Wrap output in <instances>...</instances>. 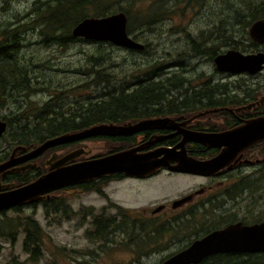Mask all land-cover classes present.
Instances as JSON below:
<instances>
[{
  "label": "flooded vegetation",
  "instance_id": "af4514ba",
  "mask_svg": "<svg viewBox=\"0 0 264 264\" xmlns=\"http://www.w3.org/2000/svg\"><path fill=\"white\" fill-rule=\"evenodd\" d=\"M192 1L196 2L198 10L201 9L202 11L208 7L206 1ZM220 5L221 0L213 1L215 13H217L216 8L220 7ZM245 7L248 8L250 13L249 8L255 7L256 9L260 7V2L259 0L258 2L248 1ZM200 16L203 17L202 22L210 28V33H201L198 40L191 38L190 42L177 41L171 47L169 55L179 58L185 63H180V65L176 62H171L168 65L164 64L163 67L168 76L183 75L184 71L193 70L196 66L186 64V60L198 57L197 65H201L207 60L213 64V73L215 74L255 78L264 71L263 68L257 74H250L249 72L237 74L219 70L215 61L218 55L229 50H238L244 54L264 52V43L255 41L249 31L248 36H240L241 39H233L232 35L226 37L222 33V23L215 24L210 20L209 16ZM235 21L238 24L243 23L242 19H236ZM230 33L238 34L236 30H231ZM214 35L220 36L221 43L226 44L232 40L237 42L234 48L224 50L225 45H217L216 42L211 43ZM143 44L145 48L138 51L147 49L148 45ZM213 76L208 75L197 87H186L185 85L189 81L183 75L186 82H179V86L183 88V92L187 89L190 93L188 95H180L178 94L179 92H174L171 95L160 97L119 96L109 98L106 102V109H108L107 113L113 115V120L107 117L104 122L106 124L134 125L140 121L155 118H169L172 123L169 122L158 128H148L133 133L107 134L103 138L104 148L107 149V153L104 155L139 146L143 148L138 153H149L159 148H180L179 144L190 131H225L239 127L247 120L264 115V93L262 96H258L261 82L255 83L256 86L252 87V82H249L247 78L241 79V81L236 79V81H240L238 83L234 80L220 83L218 81L215 82ZM204 82L214 85L213 90L208 86L209 88L202 91L201 94H195V90H201L206 87L203 86ZM230 84L232 86L230 93L221 94L222 87ZM216 92L217 94H215ZM116 103L119 104L111 105ZM84 141L56 146L47 150L41 156L18 164L13 170L0 174V191L21 186L18 181L11 180L8 176L17 172L37 171L41 173L38 176L40 177L49 171L55 161L77 149L74 147L78 145V142L82 143ZM185 147L189 156L200 160L215 157L223 149L222 147L208 146L194 140H187ZM263 147L264 140L249 146L240 152L227 166L209 175L177 172L170 170L167 166H163L155 172L139 176H130L124 172L106 176L104 177L101 193L104 196L105 205L102 206L100 213L92 211L88 215L91 226L102 228L106 236L117 237L118 233L129 234L130 232L133 239H137L136 241L142 247L153 243L161 244L163 240L166 241V238L163 237L164 234L170 233L167 241L172 248L176 249L170 250L168 254L162 256L157 264L164 262L179 252H189L194 243L209 237L214 232L226 230L231 226H239L241 229L250 227L249 230L242 231L246 233L247 240H249L248 248H236L226 251H212V248L203 249L200 251L203 254L202 258L192 264H264ZM30 150L17 149L15 151L14 147L7 159L18 158V156ZM201 154L205 155V157ZM43 155H47L45 160L47 167L44 168L42 166L43 162L40 163L41 160H39L44 157ZM77 160L78 158L74 161ZM171 163L176 164L175 161ZM3 183H6L5 187H2ZM121 184L128 191V194L123 193L121 197L114 198L108 189L113 185L116 188ZM159 189L160 191H166L167 194H173L175 191H179L181 194L153 207L127 205V203L147 201L151 199L154 193H158ZM57 191L44 194L38 200L18 206L23 208L24 206L43 203L47 206L56 204V206L61 207L63 204L58 203L59 200L54 194ZM91 210L93 209L91 208ZM233 234L238 237L235 232ZM238 238L245 241L243 237Z\"/></svg>",
  "mask_w": 264,
  "mask_h": 264
},
{
  "label": "rangeland",
  "instance_id": "374dc122",
  "mask_svg": "<svg viewBox=\"0 0 264 264\" xmlns=\"http://www.w3.org/2000/svg\"><path fill=\"white\" fill-rule=\"evenodd\" d=\"M47 1V0H44ZM121 1L117 5V9L123 7L128 11L129 22L133 25L134 32L129 34L148 45L146 50L132 52L122 47H111L108 45L106 51L110 54L102 63L96 64L94 67L102 69L106 74L110 75L112 82L121 85L126 83L132 89L134 76H142L143 70H147L146 65L152 64L157 68L163 67L164 64L176 62L178 65L182 62L179 58L169 55L171 47L177 42H190L191 38L199 39L201 33H210L203 22L200 15L209 16L210 20L215 24H221L222 33L226 37L233 36V39H241L240 36H248L249 27L241 26L235 20H246L248 8L245 4L248 1L257 0H221L220 7H217V13L213 9L214 0L206 1L208 7L205 10H198L196 2L192 0H115ZM35 0H13L8 10H3L0 5V21L7 23L8 21H16L14 15L20 16V20L32 9ZM113 2V0H112ZM258 2V1H257ZM119 10L117 12H119ZM91 13V11H90ZM201 21V22H200ZM129 30V28H128ZM237 31L238 34L230 33ZM224 31V32H223ZM220 36L214 35L213 42L217 45H225L224 50L234 48L236 40L221 43ZM229 44V45H228ZM209 45V44H208ZM100 42L92 40L78 39L68 43L62 47L59 45L45 46L41 42L38 32L29 31L25 34L24 46L22 54L33 56L36 64L35 70L37 74L47 76L46 83L40 84L43 90L34 93L30 98L20 96L15 99L6 101L3 106L0 105V119L3 115H21L23 112H30L36 106L47 102L53 97L59 95L62 101V107L57 108L58 112L65 111L69 113L70 108L76 111L79 106L70 107L73 103L77 105L79 100L98 98L102 95L103 85H88V81L92 77L86 73V69H92V63L89 56L97 54ZM169 56H168V55ZM198 58L186 60V64L195 65L193 70L184 71L183 75L189 81L186 87H197L208 75H214V81L226 83L236 81V79H248L252 82L251 86L255 87V83L261 82V89L258 96L264 93V71L255 78L249 76L231 77L226 74L213 73V64L209 61L197 65ZM90 61V62H89ZM181 68V67H180ZM178 71V70H177ZM169 73V72H168ZM204 74V75H203ZM236 81V83L240 82ZM86 85L78 88L82 84ZM244 87L243 84H241ZM231 88V84L229 85ZM64 89L68 90L64 92ZM223 90V89H222ZM221 90V92H222ZM242 90H244L242 88ZM78 100V101H75ZM32 114V113H31ZM29 114V115H31ZM3 134L0 137V156L6 155L7 152L17 148L15 142L9 139L8 135ZM7 137H3V136ZM85 157H90L98 153H103L102 141L94 142L85 140L82 144ZM39 160L43 168L47 167L45 160L47 155H43ZM3 183L2 187H5ZM108 191L114 198H119L122 194H128V191L122 186H111ZM59 200L58 203H64L70 211L65 212L63 208L59 212H53L52 207H46L43 203H36L32 206H24L23 209L15 211L9 209L6 214H0V219L9 217L12 221L11 227L16 231L19 222H23L25 217L31 216L37 220L42 232H40L41 251L38 250L36 257L33 259L30 252L24 249L25 233L23 226L18 227L17 233L9 236L8 232L0 237V264H157L161 257L168 254L169 251L175 250L167 241L170 233H165L166 241L141 246L137 239H133L128 233H118L116 236L92 237L91 234L96 231L91 226L90 217L92 211L100 213L103 205H105L104 196L95 191H78L73 192L57 191L54 193ZM181 193L175 191L173 194H167L166 191H158L154 193L151 199L142 203H127L131 206L153 207L173 197L179 196ZM57 200V201H58ZM91 208L93 210H91ZM67 209V210H68ZM9 226H7L6 231Z\"/></svg>",
  "mask_w": 264,
  "mask_h": 264
},
{
  "label": "trees",
  "instance_id": "16d2710c",
  "mask_svg": "<svg viewBox=\"0 0 264 264\" xmlns=\"http://www.w3.org/2000/svg\"><path fill=\"white\" fill-rule=\"evenodd\" d=\"M12 1L13 0H0V5L3 7V10H8ZM119 2L121 1L35 0L32 9L21 20L20 16L15 14L14 18H16V21L11 20L7 23L0 21V105L3 106L6 104V101L20 96L30 98L37 91L43 90L40 84H44L47 81V76L44 74H37V71L34 69L35 66H37L36 64H39V61L36 62L33 56H27L25 53H21L24 46L25 34L27 32H38L41 37V42L45 46L59 45L64 47L68 43L78 39L84 40L83 38H76L72 34V29L79 22L87 17H101L116 13L119 10L117 9ZM259 2L260 7L256 9L255 7L249 8L250 13L246 14L247 19L242 20V24L239 23L241 26L249 27L253 21L264 18V0H259ZM119 11L128 13L123 7H120ZM239 15L238 19H240ZM131 24L129 22V33L131 31L134 32L133 25ZM100 44L101 47H99L97 54L89 56L88 60L91 61L93 67L91 70L86 69V73L92 77V79L87 82L88 85H103L102 95L98 98L82 100L84 102L79 100L77 105L72 103L70 107L79 106V108L76 111L70 108L67 114H64V110L58 112L57 108L62 107V101L59 95H57L47 102L31 109L30 112H23L19 116L15 114L11 116L3 115V120L8 123L6 135L15 142V146H24L26 149L30 150L49 138L68 132L79 131L95 124L104 123L107 117L113 120V115L107 113L108 109H106V102L111 97H160L171 95V93L174 92H179L178 94L180 95L190 94L187 89L183 92V88L179 86V82H186L183 75L168 76L164 67L157 68L150 63L146 65L147 70H143L142 76H134V87L132 89L127 83L126 85L124 83L121 85L113 83L110 75L94 66L98 63H102L107 56L110 57L105 47H108V45L111 47L120 46L106 41H101ZM128 50L132 52L138 51L135 49ZM87 83L78 86V88H81ZM203 86L206 87L201 90L197 89L194 93L201 94L202 91L209 87L213 90L214 85L209 82H204ZM228 86L229 85H224L222 87L223 90L221 94L230 93L231 88ZM64 92L68 93V90L64 89ZM215 94H217V92ZM118 104L119 103L111 105ZM229 124H231V122H229ZM3 137L7 136L4 135ZM104 137L105 135L96 136L89 138V140L94 142L102 141L103 151L105 150V152L90 157L81 155L77 161L102 156L107 153V149L104 148L103 145ZM82 143L78 142V145L74 148L82 147ZM62 145H69V143ZM10 153L11 150L7 152L6 155L0 156V163L4 162L9 157ZM203 157H205V155H203ZM40 174L41 173L37 171H24L14 173L8 177L11 180L18 181L22 185L34 180ZM103 181L104 178H100L93 181L69 185L58 191L73 192L75 190H80L102 193ZM35 205L36 204H34V206ZM44 206L48 212L47 205L44 204ZM51 207L53 212H59L61 208H63L66 213L68 212L67 207H59L56 206V204ZM21 208L20 206H16L12 209L19 211ZM6 211L7 210H2L0 214H6ZM11 223L12 221L9 217L0 219V237L5 235V232H8L9 236H13V234L15 235L17 233L18 227L23 226V232L25 233L24 249L26 252L31 253L33 259H37L36 254L38 250L41 251L40 232H42V229L40 223L31 216H27L25 217L24 223L19 222L17 224L16 231L12 229ZM7 226H9V228L6 231ZM95 229L96 231L91 234L92 237H101L106 234L100 227Z\"/></svg>",
  "mask_w": 264,
  "mask_h": 264
},
{
  "label": "water",
  "instance_id": "95a60500",
  "mask_svg": "<svg viewBox=\"0 0 264 264\" xmlns=\"http://www.w3.org/2000/svg\"><path fill=\"white\" fill-rule=\"evenodd\" d=\"M249 33L255 41L264 43V18L253 22ZM72 34L76 38L111 42L127 49L142 50L145 48L143 43L129 34L128 16L124 11L101 17H87L72 29ZM215 61L221 71L257 74L264 68V52L244 54L238 50H229L218 55ZM169 122L172 123L169 118H155L143 120L134 125L100 123L79 131L64 133L45 140L18 158H9L0 163V174L13 170L18 164L37 158L47 150L62 144L107 134L120 135L148 128H158ZM7 128V121L0 119V137ZM185 137L179 144L180 148H159L149 153H138L143 148L139 146L104 156L74 161L84 152L82 147L77 148L55 161L49 171L37 179L10 190L0 191V211L9 210L26 202H33L44 194H49L69 185L97 180L120 172L130 176H139L167 166L170 170L177 172L212 174L227 166L249 146L264 140V115L247 120L243 125L233 129L220 132L190 131ZM187 140H194L223 149L215 157L200 160L187 154L185 147ZM17 149L27 150L24 146H17L15 151ZM70 161L74 162L69 163ZM173 161L176 164H172ZM249 228L241 229L239 226H231L226 230L214 232L209 237L194 243L189 252H179L160 264H192L198 262L203 256L200 253L203 249L212 248V251L246 249L249 247V240H247L246 233L242 231L249 230ZM233 232L238 237H243L246 242L234 236Z\"/></svg>",
  "mask_w": 264,
  "mask_h": 264
}]
</instances>
